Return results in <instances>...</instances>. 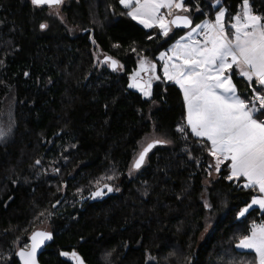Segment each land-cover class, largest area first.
<instances>
[{
    "label": "trees",
    "instance_id": "1",
    "mask_svg": "<svg viewBox=\"0 0 264 264\" xmlns=\"http://www.w3.org/2000/svg\"><path fill=\"white\" fill-rule=\"evenodd\" d=\"M214 1L185 0L187 15L202 19L199 5L211 17ZM241 2L220 0L227 22ZM250 5L264 17V0ZM65 13L69 29L46 6L0 0V109L15 93L14 135L0 145V264H19L16 250L42 223L53 239L40 264H76L72 252L83 264H256L254 253L236 248L253 222H264L258 208L239 217L256 190L226 179L223 164L204 183L212 157L190 132H177L185 117L177 85L159 75L150 97L127 89L137 63L158 69V52L185 30H146L119 0H70ZM93 45L122 71L98 68ZM233 83L251 96L242 77ZM152 129L172 144L156 146L128 178L137 143ZM115 182L116 190L104 187ZM98 188L102 196L81 202Z\"/></svg>",
    "mask_w": 264,
    "mask_h": 264
},
{
    "label": "snow or ice",
    "instance_id": "2",
    "mask_svg": "<svg viewBox=\"0 0 264 264\" xmlns=\"http://www.w3.org/2000/svg\"><path fill=\"white\" fill-rule=\"evenodd\" d=\"M33 5L59 6L62 0H31ZM129 9L127 15L145 28H159L167 37L173 27L189 29L168 49L160 53L163 61V77L177 85L183 95L184 121L177 126L184 139L190 134L197 138L215 164L210 165L219 172L221 165L228 170L226 179L241 180L243 188L258 190L251 204L239 212L244 216L252 205L264 209V17L253 13L250 0H242L240 10L226 26V9L215 0L218 7L215 19H206L193 26L190 9L184 0H119ZM165 9V12H161ZM197 11H201L199 5ZM171 17V19H168ZM43 29L46 25L41 24ZM199 37V38H197ZM151 39V37H149ZM110 67L117 70L118 61L105 57ZM147 80L137 79L140 73ZM27 75V73H25ZM242 77L251 88V96L242 97L233 83V76ZM129 87L138 88L145 97L151 96L152 80H159L156 65L141 59L138 71L132 75ZM253 82L256 87H253ZM0 131V137H3ZM167 141L153 139L143 147L134 160L133 167L139 169L146 154L156 145ZM227 162V163H226ZM39 164V161L36 162ZM113 179V177H108ZM99 183V181L97 182ZM108 191L113 189L105 184ZM98 188L91 195L102 196ZM207 207V205H206ZM52 233L34 231L30 245L26 244L16 253L22 264H36L37 249L51 240ZM238 248L254 251L257 264H264V222H253L249 234L243 236ZM62 256L69 253L62 252ZM76 264L83 261L71 253Z\"/></svg>",
    "mask_w": 264,
    "mask_h": 264
},
{
    "label": "rangeland",
    "instance_id": "3",
    "mask_svg": "<svg viewBox=\"0 0 264 264\" xmlns=\"http://www.w3.org/2000/svg\"><path fill=\"white\" fill-rule=\"evenodd\" d=\"M69 1L70 0H62V3L59 6H53V7L46 6L48 8V13L51 15L50 17L53 18V19H56V21L58 22L59 25H63L67 29H69L70 27H69V25L67 24V21H66L65 8H66V5L68 4ZM184 2H185V0H184ZM214 3H215V1H214ZM214 3H213V5H214ZM185 5L187 7H189V9H190V6L187 3H185ZM41 6H44V5H41ZM128 10L129 9H127V11ZM165 11H166L165 9H161V12H165ZM181 14L187 15L188 13H181ZM168 19H171V17H168ZM136 22L139 23L138 21H136ZM42 24L46 25L45 28H43V29L41 28L42 31H45L49 27V22L46 21V22H43ZM195 24H198V23L197 22L196 23H193V26H195ZM140 25L143 26L142 24H140ZM153 28H156V27H153ZM153 28H145V29L146 30H152ZM157 29H159V28H157ZM69 31H72V30H69ZM172 31H173V29H172ZM172 31L170 33H172ZM188 31H189V29H185V31L183 33H181L180 37L181 36H184ZM162 52L167 53L163 49V50H161V51L158 52V55L156 57V59L159 60L161 64H163V61H161L159 59V56H160V53H162ZM92 54H93L94 64L96 66H98V68H100L102 66H105V67L108 68V63L107 62H104L103 63L101 61V58L104 55H107L109 53H107V52L99 49L97 46H94L93 45ZM115 59H117V58H115ZM115 71H117V72H121L122 71V65L119 62H118V69L115 70ZM14 102H15V93H14V89H11L9 91L8 95L4 98L3 103L1 105V109H0V131H3V133H4L3 137H0V145L1 146H4L6 143H8L9 141H11L12 138H13V135H14V128H15V122H14ZM152 106H154V104H152ZM153 139H159V140L167 141V143L156 144L154 146V148L156 146L157 147L158 146H170L172 144L171 140L168 139L165 134L158 133L154 129H152L150 132L144 134L142 136V138L137 143V147H136V150L134 152L133 158H132V160L130 162V165H129L128 169H127L126 176L128 178L129 177H134L144 167L148 155H146L145 162L143 163V165L139 169H136V168L133 167L134 159L138 156L139 152L142 151L143 147H145L147 145V143L150 142ZM214 164H215V161L212 158V165H214ZM216 176H217V171H215V169L212 168V170L210 171V173H209L207 179L204 181V183L206 184L209 179H213ZM115 183H114L115 185L112 186V189L113 190H116L118 188L117 182H115ZM246 207H248V206L246 205L243 208H246ZM239 217H241V216H239ZM37 228L44 229V230H48V227L44 223L38 225ZM22 247H24V246H22Z\"/></svg>",
    "mask_w": 264,
    "mask_h": 264
},
{
    "label": "water",
    "instance_id": "4",
    "mask_svg": "<svg viewBox=\"0 0 264 264\" xmlns=\"http://www.w3.org/2000/svg\"><path fill=\"white\" fill-rule=\"evenodd\" d=\"M44 6H48V5H44ZM191 19V18H190ZM192 20V19H191ZM174 29H181V30H185V28H183L182 26L181 27H173ZM111 57L112 59H114V60H116L114 57H112V56H110V55H104L102 58H101V61L104 63L105 62V57ZM117 61V60H116ZM108 63V69L110 70V71H115V70H113V68L112 67H110V62H107ZM153 64H155L156 65V63L155 62H153ZM117 69H118V67H117ZM156 69H157V65H156ZM140 80V79H139ZM141 82H143V79L141 80ZM131 83V81H130V79H129V81H128V84H127V89H129V90H132L133 92H136V93H139L140 95H142L144 98H145V96L143 95V93L138 89V88H134V87H129V84ZM150 91H151V89H150ZM154 148V147H153ZM152 148V149H153ZM152 149L150 150V151H152ZM149 151V152H150ZM149 152L146 154V155H148L149 154ZM138 157V156H137ZM136 157V158H137ZM135 158V159H136ZM134 159V160H135ZM143 165V164H142ZM141 165V166H142ZM97 189H95V190H93L92 192H90V193H88L87 195H85L82 199H81V202H84L85 200H88L89 199V201H93V199H95V198H97V197H93L91 194L93 193V192H95ZM34 231H47V232H51V231H49V230H44V229H39V228H36V229H34V230H32V232L30 233V235H29V237H28V245H30V236L32 235V233L34 232ZM52 233V232H51ZM52 237H53V234H52ZM53 239V238H52ZM52 239L51 240H48V241H45L44 242V244L43 245H41V247L39 248V249H37V252H36V264H40V261H39V257H40V255L42 254V252H43V250L51 243V241H52ZM20 250V248L19 249H17L16 250V252H15V256H16V259L18 260V262H19V264H22V261L20 260V258H19V256H17L16 255V253L18 252Z\"/></svg>",
    "mask_w": 264,
    "mask_h": 264
},
{
    "label": "crops",
    "instance_id": "5",
    "mask_svg": "<svg viewBox=\"0 0 264 264\" xmlns=\"http://www.w3.org/2000/svg\"><path fill=\"white\" fill-rule=\"evenodd\" d=\"M219 10V9H218ZM216 12V11H215ZM215 12L212 14V18L210 17V16H208L207 14V16H208V18L209 19H212V20H214L215 19ZM235 15V14H234ZM233 15V16H234ZM207 18H206V16L204 17L203 16V18L202 19H200L197 23H201L202 21H204V20H206ZM225 22H226V26H227V24L229 23V22H227L226 21V17H225ZM180 37V36H179ZM179 37L178 38H176L167 48H165L164 50L168 53V49L176 42V40L177 39H179ZM169 55H170V53H168ZM158 55V54H157ZM157 57V56H156ZM158 61V70H159V75L164 79V77H163V64H161L160 63V61L159 60H157ZM165 81H167L166 79H164ZM167 82H170V81H167ZM183 96V95H182ZM185 114H186V112H185ZM245 181H243V183H244ZM260 195V193L258 192V190H256V194L254 195V196H259ZM251 201H252V199H251ZM251 201H250V203H249V205L251 204ZM251 208H258V209H260V210H264V209H261L260 207H259V205H252V207H250L249 209H251ZM248 209V210H249ZM257 224H259V223H257ZM240 241V240H239ZM239 241L236 243V248L238 249V250H240V251H247V252H252V253H254V251H252V250H250V249H243V248H238L237 247V245L239 244ZM255 254V253H254ZM256 264H257V262H256Z\"/></svg>",
    "mask_w": 264,
    "mask_h": 264
},
{
    "label": "flooded vegetation",
    "instance_id": "6",
    "mask_svg": "<svg viewBox=\"0 0 264 264\" xmlns=\"http://www.w3.org/2000/svg\"><path fill=\"white\" fill-rule=\"evenodd\" d=\"M147 61H148V60H147ZM149 62H151V63L153 64V61H152V60H149ZM139 66H140V61L137 63L135 69H133V71L129 74V79H130L131 83H132V79H131V78H132V75H133L134 72L138 71ZM156 75L159 76V74H158V69H156ZM141 78H143V80H147L148 76H147V74L141 72L140 75H139V77H137V79L139 80V79H141ZM159 81H160V79H159V80H155V79L152 80V82H151V89H152V91H153L154 86H155L157 83H159Z\"/></svg>",
    "mask_w": 264,
    "mask_h": 264
},
{
    "label": "built area",
    "instance_id": "7",
    "mask_svg": "<svg viewBox=\"0 0 264 264\" xmlns=\"http://www.w3.org/2000/svg\"><path fill=\"white\" fill-rule=\"evenodd\" d=\"M200 9H201V8H200ZM200 12L203 14L204 17L206 16V18L209 19L208 16L206 15V13H205L202 9H201ZM197 38H199V37H197ZM263 119H264V118H263Z\"/></svg>",
    "mask_w": 264,
    "mask_h": 264
}]
</instances>
